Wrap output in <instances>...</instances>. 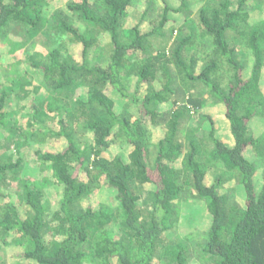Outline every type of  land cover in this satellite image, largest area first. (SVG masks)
<instances>
[{
	"label": "trees",
	"instance_id": "trees-1",
	"mask_svg": "<svg viewBox=\"0 0 264 264\" xmlns=\"http://www.w3.org/2000/svg\"><path fill=\"white\" fill-rule=\"evenodd\" d=\"M177 1L140 12V0H67L48 12L56 0H0V43L17 33L46 49L0 83V198L22 199L21 210L0 202V239L22 248L15 264H264V17L251 23L264 0ZM208 99L227 134L202 111ZM114 144L128 155H110ZM28 158L49 178L19 182ZM233 182L242 202L222 190ZM46 186L61 196L55 210ZM104 190L116 214L96 204ZM192 201L210 221L174 239Z\"/></svg>",
	"mask_w": 264,
	"mask_h": 264
},
{
	"label": "rangeland",
	"instance_id": "rangeland-1",
	"mask_svg": "<svg viewBox=\"0 0 264 264\" xmlns=\"http://www.w3.org/2000/svg\"><path fill=\"white\" fill-rule=\"evenodd\" d=\"M149 0H140V3L137 4L136 10L138 11H145L147 7V3ZM156 3V7L163 5V0H154ZM169 5H178L177 0H166ZM263 1V0H257V3ZM67 2V0H56V2L53 3V5H50L47 9L52 10L57 7L56 3H59L61 5H64V3ZM263 4V3H262ZM194 8H197V5H194ZM263 7L256 10H253V17L251 18V23H255L256 21H259L264 17V11ZM134 9H131V13L134 14ZM76 22V23H75ZM74 23L77 27H80L79 21H75ZM147 21L146 24L147 25ZM180 23H182V20L180 19L179 16L176 14L171 15V24L178 26ZM22 36H20L17 33H12L9 36V40L6 43H0V83L4 84H9L11 81L15 78V73H20L24 70H28V64L25 61V57L28 55L33 54L34 52H41V53H46L45 46L39 42L38 39L36 38L31 42H28L26 45L22 40ZM99 47L95 46L91 49L90 51V59L92 60V63H96L98 60V52L100 49L103 48V45H106V43L109 42V36L107 34H102L99 37ZM24 43V44H23ZM70 44V43H69ZM72 48V54L73 58L79 62L80 61V50H81V45H71ZM97 59V60H96ZM11 65V66H10ZM4 81V82H3ZM209 99L206 100L202 107V111L207 114H211L215 117L217 121L218 128L221 129L222 134H227V128L225 127V121L221 116L217 115V108L214 105L209 104ZM167 107L170 108V105H167ZM26 110L22 111L21 114L16 115V117H22L25 115ZM51 117V116H50ZM49 117V118H50ZM49 120V119H48ZM196 120V118H195ZM158 134H156L157 136ZM226 136V135H225ZM90 135H85L84 137L81 138V140L89 139ZM156 140V139H155ZM83 141V142H84ZM52 143V149L55 148L56 146L54 143ZM130 146L123 144L121 146H118L114 144L110 150L109 154L112 156H115L117 154H120L124 157H126L130 151ZM12 150L9 152V154H12L13 157H15V149L12 148ZM26 166L22 171V174L20 176L19 182L21 181H34L36 179H39L41 181H45L46 179L49 178L50 174L49 173H42L41 168H39L38 164L35 162V160H31L28 158V160H25ZM21 184V183H20ZM18 188L20 190V186H17L16 184L11 187V191L14 192V190ZM231 188L233 189V192H231ZM223 191L230 192L231 198L235 201L242 202L244 200V190L242 186L236 185L234 182L233 183H227L225 187L222 189ZM46 191V196L48 198L51 197V192H56L53 190L52 187L46 186L45 187ZM106 190L99 192L96 196V204L98 203H104L108 206L109 210L111 211L112 214H116L118 209H120V206L118 202L114 199V194L112 192H105ZM11 195V194H10ZM61 196L55 194L51 197L52 202H51V209L55 210L57 208V199H60ZM22 199L20 198L19 194L13 193L9 198H0V202H5L6 204H13L17 205V208L21 210L20 206ZM51 210V211H52ZM210 221V218H208V215H206V209L205 206L202 202H197V201H192L189 203H183L182 204V210L180 211V223L178 227L175 230L176 236L174 239L182 240L183 237L188 236V235H195L197 230L195 227H199L200 229H203L204 225L206 226L207 223ZM115 222V221H114ZM115 223H112L111 225L107 226L109 228L110 234L114 236L115 232L118 230V225ZM8 241H10V238H8ZM0 250L4 252L5 260L7 264H15L18 260L15 255L18 253H21L22 248L17 245H7L3 242V240L0 239ZM213 262V260H212ZM90 264V263H87ZM192 264H203L201 261H195V263Z\"/></svg>",
	"mask_w": 264,
	"mask_h": 264
}]
</instances>
